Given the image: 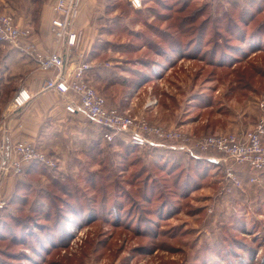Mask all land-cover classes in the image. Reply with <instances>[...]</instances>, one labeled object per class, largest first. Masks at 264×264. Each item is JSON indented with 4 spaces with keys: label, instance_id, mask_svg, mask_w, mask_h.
<instances>
[{
    "label": "rangeland",
    "instance_id": "374dc122",
    "mask_svg": "<svg viewBox=\"0 0 264 264\" xmlns=\"http://www.w3.org/2000/svg\"><path fill=\"white\" fill-rule=\"evenodd\" d=\"M141 2L93 13L90 82L107 103L196 136L253 129L264 0ZM82 126L46 135L38 146L52 165L33 162L14 198H0V264H264V176L249 181L222 153L128 148Z\"/></svg>",
    "mask_w": 264,
    "mask_h": 264
},
{
    "label": "built area",
    "instance_id": "2783aa9c",
    "mask_svg": "<svg viewBox=\"0 0 264 264\" xmlns=\"http://www.w3.org/2000/svg\"><path fill=\"white\" fill-rule=\"evenodd\" d=\"M84 0H54L55 13L51 23V32L57 42L65 47L66 53L41 51L35 41L33 30L16 22L14 16L0 9V41L10 43L24 54L34 58L38 68L50 72L43 89L55 91L65 99L66 110L70 113H82L92 123L103 128V137L112 141L116 136H125L140 147H156L185 151L189 154H202L215 151L224 154L227 160L244 166L250 171L248 180L257 183L264 176V98L259 106L261 116L253 129L246 132L214 135H192L178 128H165L150 124L145 118L110 106L89 81L88 72L91 62L86 53L78 52L77 62L68 70L67 52L77 49L81 32L75 28V22ZM132 6H141V0H129ZM31 99L30 93L20 88L13 97L15 108L26 105ZM225 159V160H226ZM224 160V161H225ZM39 162L52 165L46 154L33 142L17 141L7 145L0 137V178L11 171L21 173L25 166ZM226 174L231 183L242 186V180L235 166L225 161ZM227 192L231 191L226 185Z\"/></svg>",
    "mask_w": 264,
    "mask_h": 264
},
{
    "label": "crops",
    "instance_id": "0c3cea01",
    "mask_svg": "<svg viewBox=\"0 0 264 264\" xmlns=\"http://www.w3.org/2000/svg\"><path fill=\"white\" fill-rule=\"evenodd\" d=\"M105 1H83L75 22V28L81 32V40L77 49L67 52L68 70L77 62L78 52H84L86 57H89L90 43L94 35L90 23L93 20L94 11L104 6ZM53 4L54 0H0V7L12 14L18 24L29 26L33 30L35 41L41 51L45 53L58 51L65 54V47L56 41L51 32V23L55 16ZM94 67L96 66L93 65L88 72L89 80L96 75ZM50 75V72L39 69L36 60L31 56L24 54L13 45L0 42V91L3 87L12 88L9 91L11 94H8L5 100L0 92V137L7 141V145L26 140L38 146L54 128L59 130L61 127L77 128L79 125H84L86 121H90L80 112H68L62 95L43 89ZM20 88L26 89L31 99L26 105L15 108L12 100ZM237 123L236 126L243 130L252 126L244 128L242 121L238 120ZM95 129L103 136L102 127L97 125ZM200 155L210 159L222 157L221 153L215 151ZM240 171L242 174L250 173L247 169H240ZM18 178L19 176L11 171L3 174L0 178V198L11 197Z\"/></svg>",
    "mask_w": 264,
    "mask_h": 264
},
{
    "label": "trees",
    "instance_id": "16d2710c",
    "mask_svg": "<svg viewBox=\"0 0 264 264\" xmlns=\"http://www.w3.org/2000/svg\"><path fill=\"white\" fill-rule=\"evenodd\" d=\"M252 2H254V1H252ZM257 2V1H256ZM135 9H138V8H135ZM254 35H252V37H253ZM257 39V37H254L253 38V40H256ZM258 40H259V38H258ZM95 47L96 46H93V48H92V50H91V53H96V49H95ZM98 47V46H97ZM90 60V59H89ZM90 81V80H89ZM4 92H6V94H7V96H8V94H9V91H4ZM118 137H121L120 135L119 136H116L115 138H114V140H112V141H115ZM125 138V137H124ZM127 138V137H126ZM103 139L105 140V141H108V140H106L104 137H103ZM128 139V138H127ZM129 141V140H128ZM108 142H110V141H108ZM126 147H128V148H139L140 146H138V145H135V144H128ZM160 149V148H159ZM162 149V148H161ZM197 158V157H196ZM34 166V163H32V164H29V165H27V166H25V168H24V170L22 171V172H24V173H28V172H30L31 170H32V167ZM21 172V173H22ZM16 175H18V174H16ZM19 175H21L20 173H19ZM18 175V176H19ZM23 178H21V176H19V178H18V180H17V182H16V185H15V189H14V191H13V193H12V195H11V197H10V199H12V198H14V195H15V190L18 188V186H20V184H21V180H22ZM34 234V233H33ZM41 242V241H40Z\"/></svg>",
    "mask_w": 264,
    "mask_h": 264
}]
</instances>
